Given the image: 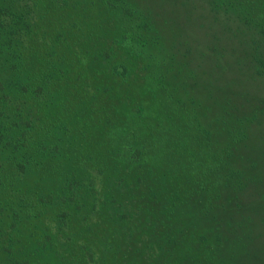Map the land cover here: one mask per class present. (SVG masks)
<instances>
[{"label":"trees","instance_id":"1","mask_svg":"<svg viewBox=\"0 0 264 264\" xmlns=\"http://www.w3.org/2000/svg\"><path fill=\"white\" fill-rule=\"evenodd\" d=\"M45 2L0 0V228L8 226L11 232L20 223V228L31 227L35 221H41L40 217L43 218L46 213H49V218L51 215L54 219L58 218L56 222L59 228L63 219L64 226L66 221L68 225H73L74 221L75 225L85 223L75 215V207L63 211L64 206H70L67 201L64 204L59 201L60 205H56L59 211L55 206H47L50 203L45 202V199L49 200L52 196L49 193L51 191L43 192L48 188L44 179L66 172L68 177L62 179L64 192H68L66 195L71 197L76 195L78 188L92 192L93 199L87 205L89 217L85 226L89 232L93 231L90 233L97 241L109 237L113 239L116 242L113 255L119 256V260L120 257L127 258L128 253H136L138 249L144 253L147 247H152L153 250L158 249L161 256L147 257V264H159V259L162 260L161 264H187L194 261L197 264H211L213 259L205 255L207 250L212 253L210 240L205 237L208 235L210 238V231L206 226L203 229L200 223L215 220V224L219 223L222 230L230 229L231 221L237 218L235 213L243 209L254 210V203H258V200L245 202L241 198V191L244 192L249 185L246 176L249 172L246 165L240 168L235 165L237 156L233 133L241 132L245 138L246 128L236 122L226 128V123H222L220 125L229 132L226 140L211 136L213 132L203 125L200 128L195 120V112L186 110L185 103L176 99L169 103L173 94L163 84L164 74L154 76L158 71L151 70L153 68L149 63L142 69L146 68L150 72L146 78L151 83L153 81L155 86L162 87V90L157 88L162 94L164 92L161 103L171 110L170 115H167L170 122L165 130L169 129L176 141L162 144L157 140L151 149L145 143L149 142L148 138L153 132L148 134V131H142L138 137H143L144 142L137 144V135L131 134V128L129 132H126L127 129L121 131L125 120L129 126L134 123L138 127L140 125L134 120L137 116L133 100L118 98L113 101L116 83L126 85V89L135 86L131 83L133 77L130 80L135 59L130 58L129 65L116 61L108 68L105 67V55L101 51L89 49L85 44L92 42L93 32L89 34L88 31L83 36L75 15L59 17V28L72 32V28L67 26H76L78 31L70 36L73 39L71 44H76L80 49L70 50V42H66L60 32L53 35V26H48L46 39H41L36 24L39 25L42 16L44 19L51 18L48 17L49 13L40 14ZM100 3L111 9L109 11L113 20L117 19L114 20L116 24L121 22L120 33L113 41H109L106 54L123 49L124 55L142 56L143 59L142 48L152 47L161 36L157 35L155 21L143 12L134 11L135 6L132 8L127 0H101L98 1L99 6ZM225 6L235 10L242 22L264 33V0H227ZM70 19L73 20L67 23ZM137 47L139 50H136ZM90 54H95L92 60L96 64L92 63L90 67L87 64L85 67L83 61ZM256 60L258 72L263 73L264 55L258 54ZM103 68H107L109 74ZM71 72L74 77L70 76ZM91 73L94 76L92 78ZM97 73L102 76L99 77ZM154 77L161 78V81L157 82ZM107 79L111 87L105 86ZM123 105L128 106V111L125 120L120 121L115 112ZM179 116L184 119L182 123L186 127H176L177 131L173 132L171 122L175 121L172 118L178 120ZM158 123L153 120L154 127ZM111 126L113 129L107 130ZM113 133L118 136L117 144H113ZM181 134L184 138H181ZM161 160L171 164H166L164 168ZM248 166L250 169L257 168L259 162L254 160ZM150 171L157 173V177L153 178L157 182L152 187L143 184L144 190L135 195L136 189L143 182L142 173L146 177ZM29 179L34 181L31 185L35 184V188L28 184ZM27 188L47 194L39 196L27 191ZM151 197L159 218L157 223H163L165 229L161 234L157 225L153 224L149 228L154 237L149 232L143 238L146 233L142 228L145 229L149 223L142 226L146 219L138 211H151L152 207L148 205ZM184 214L185 221L180 220L178 227L173 225L172 219ZM120 216H126L127 219L119 220ZM254 218L251 213H247L241 216V220L238 219L234 229L235 233H240L238 237L226 236V239L218 234V246L212 258H220L222 251L219 250H223L227 244L236 245L241 242L245 234V239L250 242L262 235L264 231H260L259 236L254 233L258 222ZM187 219L189 222H186ZM184 225H190L192 232L183 231ZM124 228H127L129 238ZM197 230L200 233L195 238ZM49 239L36 238L35 242L41 252L45 248V241ZM106 242L104 248L96 253L98 260L106 257L107 247L112 249V242ZM231 250L228 255L230 261L238 259L241 262L240 258L250 255L247 245L243 246V250L239 246ZM86 253H89L87 249ZM138 258L140 256L134 260ZM12 263L23 264L15 258ZM103 264H109L108 259ZM128 264L141 263L136 260Z\"/></svg>","mask_w":264,"mask_h":264},{"label":"rangeland","instance_id":"2","mask_svg":"<svg viewBox=\"0 0 264 264\" xmlns=\"http://www.w3.org/2000/svg\"><path fill=\"white\" fill-rule=\"evenodd\" d=\"M98 1L100 2L101 0H46L40 14L49 13L48 17L50 16L51 18L44 19V16H42L41 21H38L39 25L36 24L38 35L41 39H46L45 33L48 31V26L50 28L53 26L55 29L53 35L60 32L66 42H70V50L80 49L76 44H71L73 39L70 36L78 31L76 26H67V28H72V32L69 30L66 32L59 28V17L62 15L74 17L75 15L82 28L83 36L88 31L90 32L89 34L93 32L92 42L85 44L88 45L89 49L101 51L105 55V67L108 68L116 61L129 65L128 61L130 58L132 60L135 59L132 62L130 78L131 80L133 77L131 83L135 84V86L131 89H126V85L116 83L117 87L113 90V101L115 102L118 98L133 100L135 116H137L134 117V120L140 124L139 127L135 123L129 126L126 122L125 115L128 111V106H121L115 113L120 121L125 120L126 122L127 126L125 127L124 122L121 131L127 129L126 132H129V128H131L133 130L131 134L137 135L135 137L137 144L144 142L143 137H138V134L142 131H145V133L148 131V134L153 132L148 138L149 142L145 143L151 149H153V144L157 140L162 144L163 142L171 143L176 141L173 140L172 132L169 129L165 130L170 122V119H167V115H170L171 110L161 103L164 100V92L162 94V91L157 89L159 87L146 78V74L150 72L146 68L145 70L142 69L149 63L151 68H153L151 70L158 71L154 76L164 74L163 84H166L167 90L173 94L169 103H171L172 99L185 103L187 105L186 110L190 109L195 112V120L200 128L203 125L213 132L211 136L213 135L216 139L226 140L229 132L220 125L222 123H226V128L232 122L239 123L246 128L245 138L242 137L241 132L233 133L237 156L235 165L239 168L241 165H246L249 172L246 174L249 179V185L244 192L241 191V198L245 202L250 199L258 200V203H254V210L243 209L239 213L234 212L237 218L231 221L230 229L222 230L219 228V223L215 224V220L209 223H200V226L203 229L206 226L207 230L210 231V238L208 235H205V237L210 240L209 245L212 247V253L208 250L205 253V249L204 253L210 256V259H213L211 264H264V233L260 235V231H264V198H262L264 197V72H258L259 68L256 60L258 54L264 55V33L242 22L238 18L237 12L232 8H226L227 0H127L132 8L135 6L134 11L143 12L151 20L155 21V26L158 30L157 35L161 34V36L156 43H153L152 47L142 48L144 50L143 59L142 56L124 55L123 49L110 52L107 55L105 50L109 49V41H113L115 36L119 35L121 22L119 21L116 24L114 20L117 19L113 20L109 11L111 9H107L101 3L99 6ZM258 11L261 13V8ZM72 20H68L67 23ZM97 25H99L98 28ZM59 50L63 51L60 47ZM136 50H139V47ZM91 55L93 54H90L83 61L85 62V67L87 64L89 67L92 63L96 64V61L92 60L95 54L92 57ZM99 68L97 67V69ZM107 68H103V70L108 73ZM96 75L102 76L99 73ZM70 76L74 77V73L71 72ZM90 77H94L92 73ZM108 77L110 78L111 76ZM154 78L157 82L161 81L159 77ZM108 85L111 87L109 79L105 83V86ZM160 88L162 90V87ZM177 119L172 118L175 121L171 122L173 132L177 131V128L184 129L186 127L182 123L184 120L182 117L179 116ZM153 120L159 121L155 127ZM110 129H113V127L107 128V130ZM114 133L112 136L115 135ZM230 134L232 133L230 132ZM117 137V135L114 136L113 144H117ZM181 138H184L182 134ZM172 159L177 161L175 157H172ZM254 160L259 162V166L250 169L248 165ZM169 163L171 164L169 161L161 160L164 168ZM147 165L155 167L154 164L148 163ZM168 165L167 167H169ZM36 177L38 178V174ZM67 177L68 175L64 172L44 179V183H47L48 188L43 192L51 191L49 193L52 196L49 200L45 199V202L50 203L47 206L50 205L52 208L55 206L56 210L59 211V207L56 206L57 204L60 205L59 201L63 204L64 201H67V205L70 206H64L63 211H69L75 207V215L77 214L80 221L85 223L80 222V225H75L74 221L72 222L73 225H68L66 221L67 225L65 224L64 226L65 219H63L59 223L61 224L59 228L56 222L58 218L54 219L53 215L49 218V213L45 212V216L43 218L40 217L41 221H35L31 227L20 228V225H22L20 223L10 232L8 226H3L0 228V264H13V258L19 259V262L23 264H103L107 259L109 264H128L136 260L141 264H147V257L161 256L158 252L159 250H153L152 247H147L144 253L139 249L136 253H128L127 258L120 257V260L119 256L113 255V248L116 249V245H114L116 242L110 237L97 241L96 237L90 233L93 231L90 230L89 232L88 227L85 226L89 217L87 205H90L93 199L91 196L92 192L78 188L76 189V195L73 197L66 195L68 192L65 193L63 190L64 180L62 179ZM142 177L143 182L136 189L135 195L144 190L143 184L152 187L157 182L153 179L157 177L155 171L148 172L146 177L142 173ZM33 182V180H28L29 185ZM31 186L35 188V184ZM84 188L81 187V189ZM27 191L39 196L47 194L38 193L36 189L27 188ZM150 199L148 205H151V211L147 213L138 211V214L142 215L143 219H146L142 226L144 227L146 223H149L145 229L142 228L146 233H142V235L144 234L143 238L146 237L147 233L151 232L149 227L153 224L157 225V230L161 231V234L165 229L163 223H157L159 218L154 210V204L151 203L154 200L152 197ZM216 203L217 200L215 201ZM247 213H251L255 217V221H258L255 224L254 233L260 236L250 242L245 239V236H247L245 234L240 240L241 242L236 245L235 243L227 244V246L223 247V250H219L222 251L220 258H212L214 257L213 254L216 253L215 247L218 246V234L226 239L227 237L231 238L233 235L235 237L240 236V233L238 231L235 233L234 229L239 222L238 219L241 220V216H245ZM91 219L93 218L91 217ZM126 219V216H120L119 218V220ZM185 219V214L182 216L178 215L172 219V223L178 227L180 220L185 221ZM186 222H189V219ZM25 223L27 224L28 221L26 220ZM102 227L104 228V226ZM182 230L187 233L192 232L190 225H184ZM230 230L231 233H228ZM124 231L128 233L129 238L127 228H124ZM79 232L80 234H78ZM195 232H198L197 235L194 233V237L197 238L200 232L198 230ZM151 235L153 236V232H151ZM151 235L148 236L154 239V236L152 237ZM48 237L50 239L45 241V248L41 252L40 246L35 240L36 238L44 240ZM174 239L176 240V237ZM106 241L112 242V249L110 250V247H107L106 257L98 260L96 253L104 248V244L108 243ZM120 243L121 240L119 241ZM132 245L137 246L135 244ZM246 245L249 246L248 252L250 255L248 256L244 253L245 257L243 259L240 258L241 262H238V259L230 261L228 255L232 251L231 249L239 246L243 250V246L246 247ZM86 249L89 253H86ZM138 256L140 258L134 260ZM159 261V264H161L162 260L159 259ZM187 264H197V262H187Z\"/></svg>","mask_w":264,"mask_h":264}]
</instances>
